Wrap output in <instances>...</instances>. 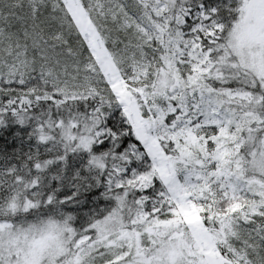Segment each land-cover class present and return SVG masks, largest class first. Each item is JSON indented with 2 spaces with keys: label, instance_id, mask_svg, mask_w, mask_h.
Instances as JSON below:
<instances>
[{
  "label": "snow or ice",
  "instance_id": "snow-or-ice-1",
  "mask_svg": "<svg viewBox=\"0 0 264 264\" xmlns=\"http://www.w3.org/2000/svg\"><path fill=\"white\" fill-rule=\"evenodd\" d=\"M0 264H264V0H0Z\"/></svg>",
  "mask_w": 264,
  "mask_h": 264
}]
</instances>
